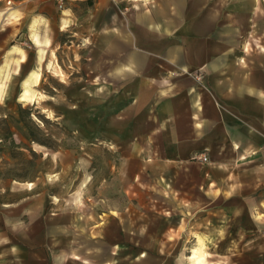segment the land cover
<instances>
[{
	"label": "crops",
	"instance_id": "obj_1",
	"mask_svg": "<svg viewBox=\"0 0 264 264\" xmlns=\"http://www.w3.org/2000/svg\"><path fill=\"white\" fill-rule=\"evenodd\" d=\"M81 1L0 0L9 76L0 96L21 82L23 27L40 58L51 23L76 27L77 41L92 39L79 57L98 71L108 61L100 136L115 157L83 199L0 188V264H208L218 242L241 252L250 236L264 249V49L244 38L250 19L224 0H95L75 10Z\"/></svg>",
	"mask_w": 264,
	"mask_h": 264
},
{
	"label": "rangeland",
	"instance_id": "obj_2",
	"mask_svg": "<svg viewBox=\"0 0 264 264\" xmlns=\"http://www.w3.org/2000/svg\"><path fill=\"white\" fill-rule=\"evenodd\" d=\"M224 1L233 13L239 9L250 19L244 38L254 48L264 49V0ZM86 7L84 1L74 5L78 11ZM50 8L56 18L58 10ZM46 29L52 44L43 58L36 56V48L26 41L25 28L21 29L22 46L29 52L20 70L21 82L0 96V188L6 189L5 196L12 195L9 188L13 187L58 199H83L92 194L115 157L108 140L100 136L109 122L108 61L101 59L102 71H98L93 59L79 57L90 54L92 39L86 45L77 41L76 27L61 29L53 22ZM36 65L40 78L31 90L24 89L28 70ZM8 78L0 68V85ZM244 239L241 252L218 242L213 246L216 250L207 251L208 264H264V249L254 251L251 236ZM260 244L264 247V237Z\"/></svg>",
	"mask_w": 264,
	"mask_h": 264
},
{
	"label": "built area",
	"instance_id": "obj_3",
	"mask_svg": "<svg viewBox=\"0 0 264 264\" xmlns=\"http://www.w3.org/2000/svg\"><path fill=\"white\" fill-rule=\"evenodd\" d=\"M58 7L62 8L65 5V0H55ZM202 160L206 161L208 157L206 155H202Z\"/></svg>",
	"mask_w": 264,
	"mask_h": 264
},
{
	"label": "trees",
	"instance_id": "obj_4",
	"mask_svg": "<svg viewBox=\"0 0 264 264\" xmlns=\"http://www.w3.org/2000/svg\"><path fill=\"white\" fill-rule=\"evenodd\" d=\"M95 0H84L87 7L92 6Z\"/></svg>",
	"mask_w": 264,
	"mask_h": 264
}]
</instances>
